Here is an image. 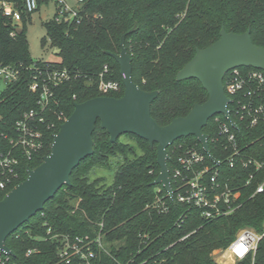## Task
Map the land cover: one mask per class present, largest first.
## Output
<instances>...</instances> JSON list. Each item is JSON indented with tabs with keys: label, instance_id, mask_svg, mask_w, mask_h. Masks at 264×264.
<instances>
[{
	"label": "trees",
	"instance_id": "1",
	"mask_svg": "<svg viewBox=\"0 0 264 264\" xmlns=\"http://www.w3.org/2000/svg\"><path fill=\"white\" fill-rule=\"evenodd\" d=\"M13 1L22 14L24 27L18 33L20 24H13L0 11V61L13 65L20 74L0 91V150L12 147L10 139L16 136V122L31 110L44 117L40 128L45 134V146L32 161L20 157L17 177L6 189H0V200L27 178L29 168L37 167L50 154L54 135L73 113L75 103L124 94L120 66L109 52L120 53L121 36L133 27L134 32L126 38L133 79L146 91H159L151 111L160 125L186 116L195 104L208 100V92L199 81H179L177 74L197 48L208 47L220 38L223 26L236 33L251 28L253 42L264 46V0H86L76 20L59 22L55 16L44 22L51 44L59 50L60 61L34 60L25 34L31 13L26 11L25 0ZM48 65L67 69L70 78L51 88L53 98L43 108L39 104L40 91L33 92L30 85L39 71L42 74L38 81L40 85L44 82ZM102 73L105 80L117 81L119 90L103 93L99 88ZM229 96L233 99L229 109L238 124L235 131L241 146L250 153L257 151L258 158L264 159V126L250 127L236 113L235 97ZM215 119L212 117L203 131L208 135L210 153L224 159L228 152L221 138L217 140ZM122 136L111 142L110 135L97 123L95 151L74 169L71 185L60 188L42 211L7 238L15 254L11 264H65L56 255L55 243L44 239L49 227L54 232L95 236L103 223L104 242L115 258L113 263L103 255L106 264H220L212 252L227 248L240 229L264 230V192L251 197L252 188H242L241 206L233 214L213 221L204 220L199 211L169 198L168 212L153 208L158 195L167 197L162 185H151L160 172L157 145L134 134ZM191 147L203 151L195 136L178 139L169 147L171 175L179 151ZM207 160L211 161L209 157ZM222 166L223 177L244 179L248 175L242 166ZM98 171L103 175L97 176ZM3 178L0 170V180ZM262 179L264 167L257 181ZM173 187L176 188L174 179ZM186 235L189 236L182 239ZM31 248L39 251L27 255ZM237 264H264V238L254 263L247 258Z\"/></svg>",
	"mask_w": 264,
	"mask_h": 264
},
{
	"label": "built area",
	"instance_id": "2",
	"mask_svg": "<svg viewBox=\"0 0 264 264\" xmlns=\"http://www.w3.org/2000/svg\"><path fill=\"white\" fill-rule=\"evenodd\" d=\"M54 1L57 6L56 20L72 22L78 18L79 9L86 0ZM38 7L39 0H25L27 12L33 13ZM0 11L13 24H20L22 14L13 0H0ZM18 27L21 26L18 25ZM15 33L13 31L11 34L15 35ZM107 70L108 67L105 66V71ZM19 74V70L13 65L0 61V81L5 84L13 82L18 79ZM41 74L42 71H39V75H35L30 88L33 92L40 91L39 104L44 108L45 104L53 98L54 92L51 88L68 80L70 75L65 68H49L48 65L45 71L46 79L41 86L38 81ZM225 78V92L228 96L235 97L236 113L240 115V118L247 120L250 127H259L260 124L264 126V70L255 68L243 71L238 67L227 72ZM99 88L103 93H108L119 90L120 85L117 81L105 80L102 73ZM231 100L233 102L232 98ZM219 116H223L226 120ZM213 117H216L215 121L218 123L217 140L221 138L220 141L228 154L224 159H217L212 153L205 151L203 146V151L194 147L180 150L175 159L172 175L170 173L172 186L173 179L176 183V188L173 187L174 197L172 198L167 191L166 198L158 195L152 204L153 208L160 212H168L170 207L167 198H169L199 211L204 220L213 221L233 214L241 206L242 188H252L251 197L264 192V179L257 181L258 173L264 167V159L258 158L257 151L250 153L241 146L235 131L238 129L237 123L234 126L222 114ZM43 121L44 117L41 114L31 110L16 122V136L10 139L12 147L6 151L0 150V170L4 176L0 180V189H6L17 177L16 169L20 164V157L32 161L43 150L45 134L40 128V123ZM262 138L264 139V134ZM207 157L211 161H208ZM222 165H227L229 168L242 166L248 171V175L244 179L236 176L223 177ZM183 221L182 219L178 223ZM100 227L95 236L54 232L49 227L44 239L55 243L56 255L62 263L106 264L103 261V255L110 257L114 263L115 258L104 242L103 223H100ZM263 238L264 230L257 232L250 227L240 229L234 240L224 249V258L232 259L234 264L252 258L254 263L258 245ZM38 251L31 248L27 251V255ZM12 257L13 255L0 249V264H11ZM131 263L132 261L117 264Z\"/></svg>",
	"mask_w": 264,
	"mask_h": 264
},
{
	"label": "water",
	"instance_id": "3",
	"mask_svg": "<svg viewBox=\"0 0 264 264\" xmlns=\"http://www.w3.org/2000/svg\"><path fill=\"white\" fill-rule=\"evenodd\" d=\"M133 27L121 36L120 53L109 54L120 66L124 94L121 97L97 96L74 104L73 113L54 135L50 154L35 168L28 169L27 178L13 187L0 200V249L15 255L7 245V238L31 217L42 211L45 204L65 185H71V175L82 160L95 151L94 132L97 123L110 135L111 142L125 134H134L157 145L160 172L151 185H162L174 197L169 161V147L178 139L195 136L210 153L208 135L203 131L209 120L224 115L236 126L225 92L227 72L238 67L264 70V46L253 42L251 28L246 32H228L222 27L220 38L205 48H197L194 57L177 74V80L195 79L208 92L203 104H195L186 115L160 125L152 116V103L158 90L146 91L133 79L132 57L126 38ZM18 33L23 31L17 28Z\"/></svg>",
	"mask_w": 264,
	"mask_h": 264
},
{
	"label": "rangeland",
	"instance_id": "4",
	"mask_svg": "<svg viewBox=\"0 0 264 264\" xmlns=\"http://www.w3.org/2000/svg\"><path fill=\"white\" fill-rule=\"evenodd\" d=\"M56 14L57 6L54 0L40 1L38 9L31 13L26 20L25 34L29 43L30 54L34 60L60 61L59 50L51 44L50 37L44 26V22L54 19ZM20 26L24 27L22 21L20 22ZM4 86L5 83L0 81V91ZM122 139L126 141L128 138L122 136ZM109 174H111L112 177L113 172L111 171ZM96 175L101 176L103 172L98 171ZM224 249L225 248L215 249L212 252L213 257L220 264H234L232 259L224 258Z\"/></svg>",
	"mask_w": 264,
	"mask_h": 264
}]
</instances>
